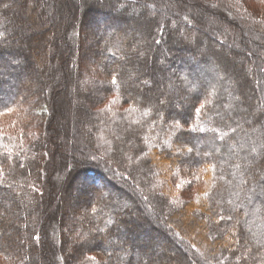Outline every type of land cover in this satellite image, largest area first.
Listing matches in <instances>:
<instances>
[{
	"label": "trees",
	"instance_id": "1",
	"mask_svg": "<svg viewBox=\"0 0 264 264\" xmlns=\"http://www.w3.org/2000/svg\"><path fill=\"white\" fill-rule=\"evenodd\" d=\"M170 1L0 0V264H264V0Z\"/></svg>",
	"mask_w": 264,
	"mask_h": 264
},
{
	"label": "rangeland",
	"instance_id": "2",
	"mask_svg": "<svg viewBox=\"0 0 264 264\" xmlns=\"http://www.w3.org/2000/svg\"><path fill=\"white\" fill-rule=\"evenodd\" d=\"M9 1V0H8ZM167 2V3H166ZM158 4H156L155 6L158 8V9H163V8H166V6L167 7H169L170 5L169 4H172V1H170V0H167V1H165V0H163V2L160 4V2H157ZM178 4H179V2H177ZM35 4V3H34ZM34 4H32V3H29V6H30V8L31 9H33V8H36L35 7V5ZM5 6H6V4H4ZM45 7L47 8L48 6L45 4ZM0 9H1V6H0ZM27 9H28V7H27ZM150 10H152L151 12L153 13L156 9H150ZM36 11L38 12V10L36 9ZM40 18H44L45 19V17H44V14H41L40 13ZM206 28H207V30L209 31V32H212L213 31V29L217 26V24H216V22H215V20H214V18L213 17H207V20H206ZM20 25H22V26H24L23 24H15V26L17 27V26H20ZM212 36H216L215 35V33H212L211 34ZM21 45H23V42H22V44ZM240 49V51H241V53H242V48L240 47L239 48ZM245 52V51H244ZM248 52H250L249 50H248ZM252 53H248V55H251ZM31 55V54H30ZM239 60H242L241 58H240V56H239ZM238 60V61H239ZM36 62V64L37 65H39V62L38 61H35L34 59L32 60V63H35ZM42 66H40L39 67V70L38 71H36V75L34 76V78H33V81H31V84H33V85H35V83L34 82H37V81H39L40 80V77L42 78L43 76H45L47 73H46V70H44L43 69V64H41ZM72 72H73V74H75L76 73V70H75V68H73L72 69ZM252 74L255 76L256 74H255V71L254 70H252ZM144 83V81L143 82H141L140 84H143ZM153 85L152 84H150V85H148V87H152ZM166 86L167 85H165V86H163V87H160V90L161 91H164L165 89H166ZM112 99H110L108 102H110ZM116 105H117V102H116V100L114 99V101H113ZM44 113H47V111H45ZM70 120H71V118H70ZM58 134H59V132H58ZM169 135H171V134H169ZM168 135V136H169ZM79 142H81V141H79ZM165 144H166V142H165ZM167 145L168 146H170L169 148L170 149H172V150H174V154L175 155H179L180 154V152L178 151L179 149V146H180V143L179 142H175V144H172V145H170V144H168L167 143ZM179 145V146H178ZM198 146V145H197ZM198 148H202L203 149V147L200 145V146H198ZM20 205H19V203H17V205H14L13 207H12V209H10V210H6L5 211V213H3V215H4V217H5V220L8 222V224H11V219H12V216L10 215V213H11V210H13V211H15V213H17V207H19ZM16 209V210H15ZM76 210H77V208H75V207H72L71 206V208L69 209V212H71L72 214L73 213H75L76 212ZM158 213V212H157ZM21 223V221H19V224ZM13 224V223H12ZM168 224V222L166 223V225ZM19 239H20V244H23V239H22V237H19ZM192 241H194V240H192ZM163 247H166L165 245H163Z\"/></svg>",
	"mask_w": 264,
	"mask_h": 264
}]
</instances>
